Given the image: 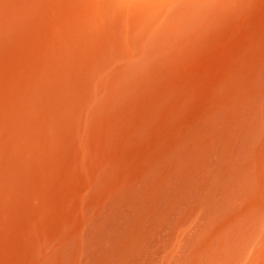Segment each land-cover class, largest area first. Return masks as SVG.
<instances>
[{"label":"bare ground","instance_id":"6f19581e","mask_svg":"<svg viewBox=\"0 0 264 264\" xmlns=\"http://www.w3.org/2000/svg\"><path fill=\"white\" fill-rule=\"evenodd\" d=\"M0 264H264V0H0Z\"/></svg>","mask_w":264,"mask_h":264}]
</instances>
